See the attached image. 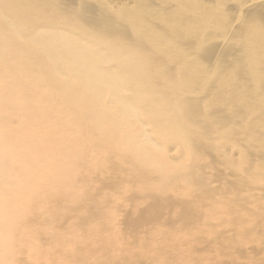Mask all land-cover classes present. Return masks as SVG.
Here are the masks:
<instances>
[{"label": "bare ground", "instance_id": "1", "mask_svg": "<svg viewBox=\"0 0 264 264\" xmlns=\"http://www.w3.org/2000/svg\"><path fill=\"white\" fill-rule=\"evenodd\" d=\"M144 3L148 11L142 13L143 18H141L137 15L129 16L116 11L118 9L108 2L105 4L107 9L101 11L96 10L93 5H87L88 2L84 0H0V29L8 30L9 26L13 28L7 34L0 30V79L7 85L5 90L9 92L11 87L14 88L28 107L45 109L42 111L28 110L27 118L30 124H34L41 115L59 112L67 115L68 123L73 128L69 131L68 139L70 136L80 134L83 140L89 139L92 149L96 140L112 142L114 139L118 138V141L121 139L118 145L134 150L125 149L131 161L142 163L144 169L153 168L158 170L157 172H168H165L162 179L164 182L161 185L164 191H169L168 187H172L170 185L172 178L176 177L183 181L184 191L192 193L197 205L188 210V218L191 217L192 220L204 208L216 215L220 206L215 204H219V201L210 190L204 187L201 180L191 175L185 167L174 170L164 169L160 163L152 161L144 154L140 145H153L155 137L162 139V137L175 136L185 141L181 136L194 130L199 135V139L211 149L217 150L223 143L220 144V139L223 138L224 142L227 141L244 152L241 159L229 165L240 166L239 168L243 170L259 163L262 166L259 173L264 172V138L256 140L259 134L264 137V26L257 20L248 23L246 27L242 25L233 32L231 40L225 43L226 52L221 58L219 67L229 64V69L239 73L240 77H242L243 70L244 77L231 78L232 83L217 84L216 82L211 83V86L202 84L205 98L199 103L183 104L182 117L185 120L183 123L185 129L177 126V130L182 132L177 133L172 125L176 123L167 119L171 117L174 104L172 94L174 81L171 79L173 73L169 68L165 69L166 73L160 72L163 69L162 65L176 62L185 67V72L188 70L195 72L201 64L209 62L210 53L203 54L202 45L205 43V38L203 39L202 35L191 36L188 31L192 32V30L183 27L181 34L179 31L181 26L179 27V23L175 21V26L169 29L168 22L162 15L164 10L155 7L150 0ZM153 18L158 21L150 23L151 19L154 20ZM203 26H206V23ZM191 40L196 41V44L192 46L194 42ZM255 47L256 55L252 53ZM171 54H174V57H171ZM156 55H161L156 61L157 71L148 70L147 73L163 76L142 86L140 79L143 77L141 71L144 68L140 65H145L147 58L153 60ZM188 55L193 58L189 59ZM197 56H200L202 61L196 62ZM192 65L195 67H189ZM128 70L136 71V74L128 75L126 74ZM248 74L251 75L247 76ZM163 78L168 80L163 81ZM212 87H216L218 91L220 89L221 92L219 96L216 95L217 97L224 98L223 96L227 95L228 99L236 100L234 104L232 103L233 108L230 107L228 101L224 108L221 106L219 112L223 115L219 113L216 117L207 116L205 109L209 105L207 107L202 105L206 99H211ZM233 89L236 90V94ZM125 96H130L129 100ZM250 96H255V98H250ZM213 104L215 105L216 102L213 101ZM230 108L232 111H229ZM225 111L231 113L230 117L224 115ZM80 116L92 123L88 124V133L86 131L81 133ZM114 116L137 120L135 122L140 128V134L136 137L142 141L140 142L134 137L135 135L133 136L129 130L132 128L130 125L115 122ZM160 119L168 121L169 129L166 134L161 131L159 134L154 133L163 125L153 123V121ZM198 122L203 123L198 126ZM147 126L154 127V131L151 129V135H146L143 131ZM58 136L63 137V133H59ZM5 139L12 146V150L20 146V143L10 136L6 135ZM52 147L53 141L50 139L45 144L42 154L38 152V158L40 163H44L47 167H52V163H55L53 176L58 182L54 187L43 190L44 195L41 198H35L32 191L33 187L36 188L39 185L34 176L37 168L34 160L28 159L26 155L29 165L24 173L12 165L19 174L29 175L32 178L19 186L13 182L14 179H10L11 190L3 196L2 201H6V206L0 208V213L5 210L13 215L6 217L10 225L8 236L18 229L20 221H27L26 211L21 208V204L24 206L30 204L32 209L36 208L44 215L48 214L45 217L47 221L41 222V227L49 232L56 228L52 215L57 212L53 210V206L67 209L73 207L81 195V185L86 186V182H78V179L84 175L87 176V172L81 168L78 161L85 158L87 163L91 160L84 153L70 151L71 148L64 143L53 150L49 149ZM8 154L11 155V153ZM54 154H56L55 158L52 157ZM50 159L51 164H48L47 160ZM11 160L14 158L8 156L3 163L10 167ZM14 169L12 178L15 175ZM136 169L142 170L139 166H136ZM0 171L3 172L2 165H0ZM259 173L255 176L248 173L247 176L251 177V179L247 177L248 181L257 184L264 183V175ZM75 178L79 188L73 190L69 187V182ZM225 191L223 190L221 197L227 196L223 194ZM212 198L215 202L208 205ZM238 198L223 197L220 204L221 210H226L225 207L232 210L233 205L242 208L240 204L242 201ZM254 203L252 216L247 219L241 211L234 214H222L228 217L233 215L240 227L237 228L240 233L229 238L228 244L241 243L243 241V236H240L242 230L247 227L255 228L257 219L260 215H264V203L257 199ZM42 208L47 209L48 212ZM211 219V214L203 216L204 223L210 222ZM98 223V226L92 229L94 235L92 241L84 242L80 239L81 234L74 233H69L63 239L58 238L64 231L62 230L54 236L55 241L50 243L44 251H41L38 246L33 249L31 262L34 264L119 263L118 260L121 261L123 257H120L117 252L123 250L122 246L113 244L106 237L107 219L98 221ZM85 225L80 223L81 233ZM0 229L3 230L1 223ZM181 232L184 236L172 238L178 243L172 247L173 249H179L180 240L184 241L186 237L191 238L203 234L204 229L193 227L188 230L184 227ZM13 237L17 238V242L24 238L23 242L27 244L35 237V233L31 231L26 235L17 233ZM151 237L154 239L153 243H158L169 239L171 234L164 228H157ZM3 241L6 242V240ZM253 241L263 243L264 233L260 239H253ZM16 243L6 245L9 260L12 254L15 256L20 250V245ZM159 245L151 244L148 250L142 251V255L147 257L151 247L154 250L157 249L158 252L167 251V246ZM144 252H148V255ZM186 252L191 254L192 251L187 249ZM163 256V254L160 255V258L163 259Z\"/></svg>", "mask_w": 264, "mask_h": 264}, {"label": "rangeland", "instance_id": "2", "mask_svg": "<svg viewBox=\"0 0 264 264\" xmlns=\"http://www.w3.org/2000/svg\"><path fill=\"white\" fill-rule=\"evenodd\" d=\"M84 1L88 2L87 5H93L96 10L99 9L101 11L107 9L105 7L106 2L112 3L118 9L116 11H121L129 16L137 15V17L141 18H143L142 13L144 14L146 10L148 11L146 3H144L146 0ZM150 1L155 7L157 6V8L160 7L164 10L162 15L167 20L169 29L175 26V21L179 23V27L181 26L179 29L181 34L183 28H185L192 30V32L188 31L191 36L202 35L203 39L205 38V43L202 45L203 54L210 53L209 62L201 64L198 67V71L195 72L193 70L185 72V67L176 62L171 64L168 62L162 65L163 69L160 72L166 73L165 69L169 68L173 73L171 74V79L174 81V88L172 89L174 104L172 103L171 117L167 119L176 123L172 125L177 133H182L177 130V126L184 128L183 123L185 120L182 117V106L183 104L203 101L205 95L202 90V84H210L211 86V83L215 84L216 82L217 84L223 82L232 83L233 80L231 78L240 77L238 76L239 73L229 69V64L219 67L221 58L226 52L225 43L231 40L233 32L242 25L246 27L248 23L258 20L264 26V0H230L227 2L222 0ZM181 2L185 3L182 4ZM186 4L188 6H185ZM157 21V19H151L150 23ZM170 22L174 24H170ZM201 22L206 23V26H203L204 24L202 25ZM211 22L212 24H210ZM0 30L7 34L13 28L9 26L8 30H3L2 28ZM191 41L194 42V40ZM194 44H196V41L192 46ZM252 53L256 55V47ZM158 57H161V55H156L153 60L147 58L146 64L140 65L144 68L141 71L143 77L140 79L142 86L163 76L147 73L148 70L151 72L157 71L156 61ZM171 57H174V54H171ZM187 57L189 59L193 58L191 55ZM196 59V62L202 61L200 56H197ZM126 74H136V71L128 70ZM244 75L242 70L241 76L244 77ZM250 75L248 74L247 76ZM240 78L238 79L245 80ZM228 79L230 81H227ZM166 80L168 79L163 78V81ZM6 87L7 85L0 79V165H2L3 171H0V208L6 206V201H2L3 196L11 190L12 183L10 179H14L13 182L19 186L32 178L29 175L19 174L12 167V165L16 166L24 173L29 165L26 155H28V159H33L37 166L34 176L39 185L32 189L35 198L43 197V190L54 187L57 184L58 181L53 176L55 163H52V167H47L44 163H40L38 158V152L42 154L48 140L51 139L53 141V147L49 149L53 150L64 143V145L71 148L70 151L79 154L84 153L91 162L87 161L86 163L85 158L84 160L81 159L80 162L76 159L81 164V168L87 172V176L85 177L84 175L81 179H78V182H86V186L81 185V195L73 207L67 209L53 206V210L57 213L52 215V220L55 221L58 228L55 225L56 228L49 232L43 230L41 222L47 221L45 217L48 214L44 215L40 210L32 209L30 204L27 206L21 204V208L26 211L25 217L27 221H20L18 229L8 236L10 225L6 217L13 215L5 210L0 213V223L3 227V230L0 229V264H34L31 262L33 260V249L38 246L41 251H44L50 243L55 241L54 236L62 230L64 231L58 238L61 237L63 239L69 233H74L76 235L81 234L80 239L84 242L92 241L94 239L92 229L98 226V221L105 219L108 220V223H105L108 228L106 237L113 244L123 248V250L117 252L120 257H123L121 261L118 260L119 263L117 264H264V241L263 243L253 241V239H260L263 236L264 215H260V218L257 219L255 228L247 227L242 230L240 236H243V241L235 245L228 244V239L240 233L237 229L240 228L239 224H237L238 221L233 215L231 217L222 215L241 211L245 215L244 218L247 219L252 216L256 199L264 203V183H252L247 179V177L251 179L250 176H247L248 173L255 176L262 170L261 164L256 163V165L243 170L239 168L240 166L229 165V163L236 162L242 158L244 152L241 149L233 147L227 141L224 142L223 138L220 139V144L223 143L217 150L211 149L199 139V135L194 130L188 131V133L186 132L181 136L185 141H181L175 136L162 137V139L155 137L153 145L146 146L144 143V146L140 145L143 153L152 161L160 163L164 169L187 168L191 175L201 180L204 187L217 197L216 200L219 201V204L215 205L220 207L216 215L204 208L196 217L192 216L191 220V217H187V213L189 209H192V206H197L195 204L196 199L192 193L190 194V191H184L185 185L182 184L183 181L176 177L172 178L170 182L172 187H168L169 191H164L161 184L164 182L162 179L166 171L162 173L157 172L158 170L153 168L151 170L144 169L142 163L131 161L125 149L134 150L118 145L117 143H121V139L118 141L117 138L112 142L96 140L93 149L89 139L83 140L80 134L70 136V139H68L69 131L73 128L68 123L69 119L65 114L51 112L45 116L41 115L34 124H30L27 118L28 110L42 111L45 109L28 107L14 88L11 87V90L7 92L5 90ZM212 88L210 91L211 99H206L202 105L204 107L209 105L205 109L207 116L216 117L219 116V113L223 115L219 112L221 106L224 108L228 101L230 102V107L233 108L236 100L228 99L229 96L227 95L223 96L224 98H219L217 96L221 92L220 89L218 91L216 87ZM233 91L236 94V90L233 89ZM129 97L125 96L128 100ZM250 98L254 99L255 96H250ZM130 100L133 99L130 98ZM213 101L216 102L215 105ZM229 111H232L231 108ZM225 113L226 117H230L231 113L227 111ZM79 119L81 133L84 131L88 133L87 128L92 123L82 116ZM167 119L153 121V123L162 124V128L154 131L153 126H147L143 129L144 133L151 135L152 129L154 133L159 134L161 131L166 134L169 129ZM114 121L117 123L124 122L127 126L130 125L132 127L129 129L130 132L133 136L135 135L134 137L137 140L142 141L136 137V135L140 134V128L135 122L137 120L133 118L122 119L114 116ZM202 123L198 122V126H201ZM136 128L137 131L134 132ZM39 130L42 131L40 132ZM59 133H63V137H59ZM6 135L18 141L20 146L12 150V146L5 139ZM260 138H264L262 134H259L256 140ZM8 153H11V155ZM8 156L14 158L9 163L11 164L10 167L3 163ZM52 157L55 158L56 154ZM49 162H51V159L47 160V163L51 164ZM136 166H139L142 170L136 169ZM13 169L15 170V175L12 178ZM259 174L263 176L264 172L262 171ZM69 187L73 190L79 188L76 178L69 182ZM162 190L163 192H160ZM223 190H226L223 194L231 198L239 197L238 199L242 201L240 204L243 207L238 208V205H233L232 210L226 207V210H221V201L223 197H227H221ZM214 202L215 199L212 198L208 205ZM42 210L48 212L47 209L42 208ZM205 214L212 215L210 222H203ZM34 215L37 216L34 217ZM199 219L202 220L199 221ZM80 223L86 224L82 233L80 231ZM184 227L188 228V230L193 227H202L204 232L196 237H186L184 241L180 240L182 246L179 245L178 250L177 248L173 249L172 247L178 243L174 242L172 238L184 236L181 232ZM157 228H164L171 234V237L161 240V242L153 243L154 239L151 235ZM29 231L35 233V237L27 244H24V238L17 242V238L13 237L17 233L26 235ZM3 240H6V242ZM11 243L20 245V250L15 256L11 253V260H9L6 245ZM151 244L165 245L170 250L167 248V251L158 252L157 246L156 250L151 247L150 251H148L149 255L148 252H144L148 256H143L142 251L148 250ZM187 249L192 251L191 254L186 252ZM162 254L164 255L163 259L160 258Z\"/></svg>", "mask_w": 264, "mask_h": 264}]
</instances>
